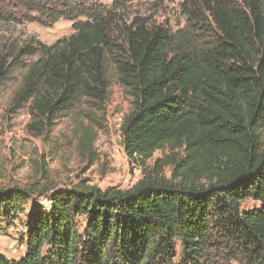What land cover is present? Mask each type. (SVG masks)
Instances as JSON below:
<instances>
[{"label": "trees", "instance_id": "16d2710c", "mask_svg": "<svg viewBox=\"0 0 264 264\" xmlns=\"http://www.w3.org/2000/svg\"><path fill=\"white\" fill-rule=\"evenodd\" d=\"M123 6L0 0V22L64 20L74 30L0 54V80L15 50L37 56L12 106L28 104L41 122L100 107L112 71L134 100L122 144L142 175L126 190L51 189L48 212L28 215L23 258L0 254V264H264V0H183L185 24L172 33ZM164 147L172 154L148 165ZM35 194L0 188V219H15Z\"/></svg>", "mask_w": 264, "mask_h": 264}, {"label": "rangeland", "instance_id": "374dc122", "mask_svg": "<svg viewBox=\"0 0 264 264\" xmlns=\"http://www.w3.org/2000/svg\"><path fill=\"white\" fill-rule=\"evenodd\" d=\"M110 6L116 0H96ZM124 5V14L131 19L137 15L148 19L151 25L169 32L181 29L185 17L180 14L183 0H117ZM74 34L72 23L60 20L51 27L36 23L0 22V54L13 45L18 49L25 43L37 41L52 45L57 40ZM16 50L7 59L8 71L0 80V188L34 187L36 194L20 208L21 213L7 222L0 219V254L19 262L25 252L22 242L26 238V223L34 209L48 212L50 190L70 189L83 183L102 190L116 187L129 189L141 179V169L129 162L122 144V124L133 111L134 100L121 88L112 71L109 89L100 107L84 103L58 113L51 121L34 119L28 104L12 106V98L26 72L25 65L35 57L16 58ZM264 144V128L261 131ZM85 145L80 141L86 138ZM168 147L156 151L148 161L171 155ZM169 176L168 168L164 170ZM257 203L246 201L243 207ZM83 222L79 224L82 230Z\"/></svg>", "mask_w": 264, "mask_h": 264}]
</instances>
